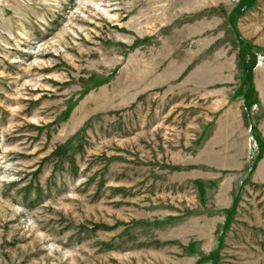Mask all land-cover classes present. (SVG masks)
<instances>
[{
	"label": "rangeland",
	"instance_id": "1",
	"mask_svg": "<svg viewBox=\"0 0 264 264\" xmlns=\"http://www.w3.org/2000/svg\"><path fill=\"white\" fill-rule=\"evenodd\" d=\"M0 264H264V0H0Z\"/></svg>",
	"mask_w": 264,
	"mask_h": 264
}]
</instances>
